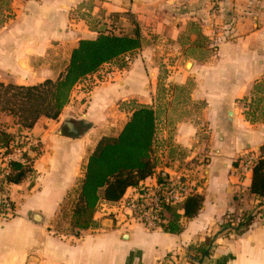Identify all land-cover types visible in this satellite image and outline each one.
Segmentation results:
<instances>
[{
	"label": "crops",
	"instance_id": "crops-1",
	"mask_svg": "<svg viewBox=\"0 0 264 264\" xmlns=\"http://www.w3.org/2000/svg\"><path fill=\"white\" fill-rule=\"evenodd\" d=\"M216 4L221 12L212 18ZM81 11L124 19L125 34L139 31L142 47L124 55L119 81L114 72L89 90L111 63L103 65L74 87L58 119L25 131L34 173L9 187L15 213L0 219V264H264V197L251 192L253 173L240 175L238 164L248 150L264 151V121L250 122L240 104L264 79V0H0V82L57 77L53 61L69 63L81 39L96 38ZM32 75L37 80L27 81ZM139 105L157 116L155 173L197 185L200 212L168 233L115 219L117 202H101L94 227H55L99 139L117 135ZM4 115L0 128L15 131ZM67 123L90 128L77 137ZM155 173L139 185L156 183Z\"/></svg>",
	"mask_w": 264,
	"mask_h": 264
},
{
	"label": "trees",
	"instance_id": "trees-1",
	"mask_svg": "<svg viewBox=\"0 0 264 264\" xmlns=\"http://www.w3.org/2000/svg\"><path fill=\"white\" fill-rule=\"evenodd\" d=\"M141 47L142 36L139 31L131 35L101 33L96 38L79 41L71 52L65 71L56 79H46L35 85L0 82V111L19 116L15 131L0 128V148H7L5 154H10L16 141L20 148H25V131L32 129L41 118L58 119L69 104L72 91L78 83L99 71L103 65L121 59ZM262 93L264 79L254 85L251 97L244 99L250 101L245 104L248 108L245 111L246 118L250 122L264 121V107L260 106L264 99L259 96ZM76 125H73L75 134H71L77 137L90 128V125H82V130L78 131ZM156 133L155 110L149 105H139L133 109L117 135L99 139L87 158L78 187L64 200L72 198L69 209L72 230L77 233L94 227V216L101 202L120 201L130 187L138 186L154 173L156 166L152 153ZM33 150L37 151V148ZM33 163L34 159L28 155V151L22 150L18 159L9 161L10 171L3 176V183H22L33 175ZM252 173L251 192L264 197V157L259 159ZM203 201V196L198 193L190 195L178 205L165 206L162 217L166 223H163L161 230L180 233L183 229L180 223L182 216L195 217ZM250 221L251 218L247 220L246 226Z\"/></svg>",
	"mask_w": 264,
	"mask_h": 264
},
{
	"label": "built area",
	"instance_id": "built-area-1",
	"mask_svg": "<svg viewBox=\"0 0 264 264\" xmlns=\"http://www.w3.org/2000/svg\"><path fill=\"white\" fill-rule=\"evenodd\" d=\"M211 12L212 18H216L221 12L220 5H214ZM13 146L10 154H5L7 148H0V219L11 218L15 213L14 202L8 191L10 185L2 181L3 176L10 171L9 161L18 159L24 150L18 146V141ZM17 149H20V153L16 152ZM209 156L207 155L203 160ZM262 157H264V151L248 150L243 153L238 158L240 175L245 176L252 172L253 167ZM189 165L190 163L187 162L183 167L187 168ZM155 174L156 183L139 185L134 193L117 202L110 214L114 215L115 219L122 218L124 221L139 223L149 230H157L161 229L163 223H166L162 217L165 206L178 205L190 195L199 193L198 186L189 183L184 175H170L166 171H159Z\"/></svg>",
	"mask_w": 264,
	"mask_h": 264
},
{
	"label": "rangeland",
	"instance_id": "rangeland-1",
	"mask_svg": "<svg viewBox=\"0 0 264 264\" xmlns=\"http://www.w3.org/2000/svg\"><path fill=\"white\" fill-rule=\"evenodd\" d=\"M87 7L88 6L86 5V8ZM78 15L83 16V18H84L83 20L87 24L88 29L90 30V32H86L89 36H94V37L96 36L97 37L101 33H106V34H120L121 35V34H125L126 31L128 30V26H126V24L124 22V19H120L119 17H117V19L115 20V23H114L113 20L106 19V18H109V17L106 16L104 13H101V12H99L97 15H94L93 16L91 14V12L81 11ZM0 20H1L0 21V24L2 22H4V19L3 20L0 19ZM207 41H208V39H207ZM207 46H208V43H207ZM211 50L213 51V49H211ZM3 61H4V64H5L7 60H2L1 62H3ZM53 62L56 63V64L58 63V66L55 67V71L58 70V72L60 74H62L65 71V69H66V67L68 65V61H66V60L53 61ZM10 63H11V60H10ZM127 64H129V63H128V60L126 58H121V59H118L116 61H113L111 64L106 65L103 68V71L101 72V74L99 76H97V79L93 80V82H91L90 84H88L86 87H88V89L91 90V88H93L95 86L94 84H96L94 82H98V84H100V82H106V81H108L110 77L114 78L115 77V75H113L114 72L117 73V75H116L117 76L116 81H119L121 79V76H124V74L119 77V72H117V70H118V68H124ZM11 66H12V63H11ZM163 67H167L166 62L164 63ZM189 67L190 66H188L187 68H189ZM0 71L5 72L6 71V66H2L1 69H0ZM57 77H54V79H56ZM36 78H37L36 76L32 75V76H30L27 79V81H30L31 82V81L37 80ZM40 78L42 79L44 77L41 76ZM160 78L163 80V82H165V80L168 77H167V75L164 74L163 77L161 76ZM259 96L260 97H263V99H264V93L260 94ZM259 96H257V97H259ZM249 102H250L249 100L247 102L244 101V98L240 100V104L242 105L244 111L247 110V107L245 108L244 107V104H247ZM120 105H121V103H120ZM260 106L261 107H264V103H261ZM4 113H5L6 116H9L6 119L7 120L10 119V122L11 123H14L15 124L19 120V116H13L12 114H10L8 112H4ZM261 122H263V121H261ZM77 126L78 125H76V127ZM83 127H85V125H83ZM1 128H3V127H1ZM15 128L17 129V126ZM64 131L66 132L67 129L64 128ZM26 146H27V141H26ZM31 147L32 148H37V150L39 148V146H35V147L31 146ZM22 149H24V148H22ZM16 152L17 153H20V149H17ZM71 199L72 198H67L66 199V201L63 203L64 206L60 210V213L58 215V218L56 219L55 227H57V228L59 227L61 230H65V229H68L69 228L71 231H74V230H72V227L70 225V219H69V217H70L69 216V209H70V200Z\"/></svg>",
	"mask_w": 264,
	"mask_h": 264
},
{
	"label": "water",
	"instance_id": "water-1",
	"mask_svg": "<svg viewBox=\"0 0 264 264\" xmlns=\"http://www.w3.org/2000/svg\"><path fill=\"white\" fill-rule=\"evenodd\" d=\"M67 124L70 127V129H71V133L75 134V129L73 128V125L69 124V123H67Z\"/></svg>",
	"mask_w": 264,
	"mask_h": 264
}]
</instances>
